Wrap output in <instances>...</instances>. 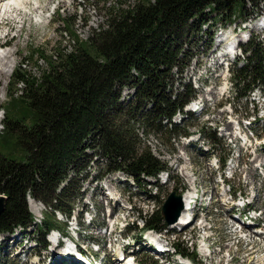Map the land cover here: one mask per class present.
<instances>
[{
    "label": "trees",
    "instance_id": "trees-1",
    "mask_svg": "<svg viewBox=\"0 0 264 264\" xmlns=\"http://www.w3.org/2000/svg\"><path fill=\"white\" fill-rule=\"evenodd\" d=\"M244 1L145 0L125 9L119 4L105 29L79 42L76 49L59 52V62L50 64L37 81L22 65L15 69L11 81L23 88L17 101L8 95L13 117L4 111L0 148L14 143L26 153L25 161L17 163L0 151V195L5 197L0 233L31 224L27 196L48 209L39 228L56 227V213L70 215L80 196L78 179H86L84 171L92 157H104L107 173L121 172L136 184L167 170L166 162L149 150L139 151L137 131L158 134L167 121L168 141L187 133L184 125H173L171 119L195 91L188 83L176 98L171 94L191 59L183 51L191 29L188 23L196 19L206 24V9L214 14L242 12ZM212 20L210 27L216 23ZM59 22L65 27L73 24L62 18ZM255 42L241 46L249 54L246 65L232 71L235 89L242 95L264 84V50ZM124 88L133 90L132 100H121ZM22 104L26 109L20 114ZM143 220L154 229L164 225L160 210Z\"/></svg>",
    "mask_w": 264,
    "mask_h": 264
},
{
    "label": "rangeland",
    "instance_id": "rangeland-1",
    "mask_svg": "<svg viewBox=\"0 0 264 264\" xmlns=\"http://www.w3.org/2000/svg\"><path fill=\"white\" fill-rule=\"evenodd\" d=\"M38 1L40 3V0ZM144 1L145 0H46L41 2L43 5L41 6L43 10L42 13L45 9L42 16H40L41 13L36 14L32 12L31 8L34 6V3L29 5L27 9L22 10L24 14L18 15L20 22H16L18 18L12 15L7 14L3 16L5 17V20H3L5 22H3V25H0V40H4L3 36L9 30V37L7 39L11 37L12 40H10L4 52L1 53L2 55L8 51L11 53V56L7 61H3V63H5L3 66L6 67L9 72L2 74L0 78V136L5 130L4 119L6 116L4 111H7L9 113L8 115L13 117L12 109L7 106L8 95H11V98L17 101L20 97L21 89L23 88V85L18 83L15 84L11 81L12 73L15 69H20L19 66L25 61H28L25 68L26 72L37 81L42 73L49 69L50 64L59 62L57 61L59 52L74 50L79 46V42L89 41L94 33L105 29L112 16L110 12H112L113 9L116 10V7H120L119 4H122L123 9H125L127 6L133 7L136 2L143 3ZM56 5H58L56 11H60L61 13H52ZM242 8V12L239 13L220 11L215 14L206 9L205 19L207 21L204 20L207 22L206 24H202L201 21H197L196 19L188 23V27L191 29L187 33L188 43L185 44L186 46H184L183 51H188L192 59H190L188 68H186L184 72L182 71L183 74H179V76L182 75L180 79L182 84H179V80L173 83L172 93L175 92V89L178 90L176 94L181 92L182 85H187L189 81L192 83L193 88L194 86L200 87L201 85V88L197 91V97L207 103L205 108L207 114L200 116L196 114H192V116L187 115V126L184 124L190 133L199 132L201 134L200 141L196 144L193 141L188 142L172 138L168 141L169 137L164 133V130L169 125H164L163 129L158 132V134L149 133L145 135L142 133V128H139L137 131V135L140 139L139 151L149 150L156 158L162 162H166L172 177L176 176L178 180H170L157 190L152 182L148 181L146 185L141 182L140 185L144 186V188L141 189L132 186V182H127V184L124 183L121 180V174L106 173L105 158L96 159L92 157L89 166L84 171V173L87 172L86 179L81 180L80 178H82V176L78 179L79 185L82 187L80 190L81 196H79L81 201H75L69 219L71 223L72 218L76 214L81 216L82 228L78 238L81 239L83 243H90L93 240L101 243H106V241L110 242L111 238H109L106 233L102 234V229L98 230L97 228L98 226H106L109 213V197L112 196L113 199L118 197V194L122 195V198L127 201L129 198L131 202L133 215L129 218L127 224L128 235L133 239H139L141 234L140 225L137 226L133 222L134 219H140L136 211L140 209L142 215L147 216L159 211L167 195L174 191V187L179 189L176 193L184 188L179 184H183L187 190L191 187L192 180L190 174L192 172L198 183L204 182V186L201 185L202 191H206L207 195L211 194L214 198L215 207L213 208V214L209 217L210 225L213 227L212 229H214V231L208 234L212 238H209L207 242L215 243L219 246H214L212 251H219L221 247L224 246L222 255L225 253L227 255L229 254L228 262L231 258V260L233 259L232 264H255L252 262L251 258H255L258 251V243L260 242L258 239L252 242V245L255 246L252 251L249 247H244L245 243L243 241H241L239 245L226 247V245L231 244L233 241L235 243L236 240L233 236H230L231 232L225 229V224L223 223V221L227 222V218L223 215L224 209L220 201L225 202L226 195L222 194L220 200L219 177L216 173L217 170L213 166L215 160L218 161L219 158L222 159L225 155L224 153H229L231 151L232 161L229 160L228 157L225 163V168H227L225 170L226 173H229L228 168L235 165L237 160L241 162V165L237 168V172L234 173L232 180L228 182L229 188H231V190H238L243 187V191L248 193V189L243 182L247 179L257 181V176L260 178V172L256 171L254 165L258 163L259 160L260 162L264 161V140H261L262 136L264 137V98H257L261 88L254 89L252 95L247 100L236 99L235 94L231 91V85L229 83L227 89H225V86L223 87L225 81H230L229 71L225 72L224 66L228 65V68L231 69L234 66L238 67L242 65L243 56L236 55L234 61H230L227 55L220 56L222 54H218L220 49L226 48L231 41L230 45H232V43L238 39L237 37L240 38V35H252L251 38L256 41H261L264 48V26L262 27L264 19V0H245ZM5 12L6 10L4 14L8 13ZM10 14L15 13L11 12ZM116 15H118V12ZM61 18L67 19L68 21L72 20L73 24L65 27L59 22ZM212 18L216 20V23L213 27H210L208 21L210 19L213 21ZM22 22L23 24H21ZM225 34H227L228 38L226 36L224 42L222 43L221 41L220 43V38ZM240 44L243 43L241 42ZM225 50H223V52ZM173 72V78H177L178 75H176L175 69ZM120 96L121 100L124 101L133 99L129 88L124 89ZM252 98L256 99L257 102L251 103L250 101ZM228 104H230V109ZM147 108H150V105L147 106ZM25 109L26 108L22 104L19 113L23 114ZM198 110L199 108L197 111ZM230 110H233L234 113L232 117L229 118L228 112ZM245 113L249 115V118L243 125L247 127V124L250 123L251 134H254L260 139L255 142L256 146H254V149L256 150L254 154H252L253 150H250L248 153L247 160L250 159L248 165L244 162L243 158L245 151L242 149L249 148L246 146L245 141H238L234 135L236 134L239 135L240 138H244L242 128L240 127L239 132L237 131L235 119L242 118ZM25 122L26 125H29L27 119ZM202 142L205 145H202ZM259 144L261 147L258 146ZM0 151L5 154L7 158L17 163L25 161V149L19 144L10 143L6 148H0ZM85 153L87 155L91 154L90 150H85ZM254 162L255 164L253 165L252 163ZM260 165H262V163H260ZM185 167H189V169H187L188 171L184 170ZM244 171H246V173H244ZM248 171H250L251 174L248 173ZM97 178H101L98 183ZM263 184L264 179H261L258 187L259 192L264 191ZM247 186L254 187L252 182L247 183ZM30 203V200H28V209L35 216V220L39 222V220L42 219V214L45 213L44 205H42V207L38 205L39 211H36ZM254 203L257 206H263L264 195L259 196L258 199H254ZM115 205L116 209L113 220L121 222L127 217V206L125 203L118 200L117 204L113 205L110 203V208ZM220 212H222L221 218L219 217ZM86 213L93 216V227L87 225V220L85 218ZM58 218L60 220L61 216H58ZM59 226L60 228L63 227L61 221ZM70 228H72V226H70ZM21 232L22 230L19 229L13 231V234H15L18 239L25 235L23 238L24 242L19 245L13 246L14 241L11 235L9 237L11 239L7 243H2L4 241L0 237V264H36L37 260L34 258L35 254L31 253V256L29 254L23 256L21 254L18 255V253L24 247L30 245V242L26 243V241L30 239H35L37 241L41 238L42 231L38 230L36 225H33L30 226L29 229H26L24 234H21ZM66 232L70 233L68 229H66ZM98 234L99 236H97ZM192 234L195 236V231L190 235ZM203 235L204 234H201L200 236ZM97 238L99 240H97ZM253 238L256 237H250L248 242L250 243ZM169 239V244L184 245L182 241L183 238L172 235L169 236ZM37 246L39 247L36 249L38 258L44 259L40 264H53L54 259L52 258L50 248L46 247L42 249L40 245L37 244ZM237 250L238 252H235ZM231 252H233V254ZM57 255L58 257L56 259L62 257V254ZM98 255L100 256V253ZM102 256L103 254L101 253V257ZM24 257L26 262L23 261ZM135 257L137 259L146 258L144 255H137ZM261 257L264 258V254L258 257L257 264H262L259 260ZM217 259L218 254L213 257L214 263L217 262ZM225 260H227V257ZM220 263L223 264V261H220ZM203 264H206L204 259Z\"/></svg>",
    "mask_w": 264,
    "mask_h": 264
},
{
    "label": "bare ground",
    "instance_id": "bare-ground-1",
    "mask_svg": "<svg viewBox=\"0 0 264 264\" xmlns=\"http://www.w3.org/2000/svg\"><path fill=\"white\" fill-rule=\"evenodd\" d=\"M48 1H50V0H48ZM37 3H39V1L37 2ZM32 3H31V0H6V6L4 7V11L6 10V12H12V13H15L16 14V16H18V15H20V13L19 12H22V10H24V9H27L28 8V6L29 5H31ZM36 4V3H35ZM7 5H8V7H7ZM12 7V8H11ZM32 12L33 13H36V14H39V13H42V7H41V5H34V6H32ZM5 12V13H6ZM227 38H228V36H227ZM238 39H236L234 42H236V43H238V42H240L241 41V36H240V38L239 37H237ZM224 40V39H223ZM222 41V40H221ZM233 42V43H234ZM232 43V44H233ZM236 50V47L235 46H233L232 47V50L230 49V50H225L223 53H222V55L221 56H226V55H228V54H231L232 53V51H235ZM10 56H11V53L10 52H5L4 54H2V55H0V62H1V66H0V78H1V75L2 74H5L6 72H9V70L8 69H6V67H4L3 65L5 64V63H3V61H7L8 60V58H10ZM241 144H243V143H241ZM256 156V155H255ZM256 158V157H255ZM257 159V158H256ZM257 162V161H256ZM259 162H260V160H259ZM253 165L255 164V162L254 163H252ZM187 169H189V167H185V169L184 170H186V171H188ZM264 170V169H263ZM252 171V170H251ZM248 173H250V171H248ZM251 174V173H250ZM182 199H181V203L183 204V207H184V209H183V211L182 212H184V211H186V202H187V199H188V197H189V195L188 194H183L182 196ZM113 199H115V198H113ZM225 199H226V196H225ZM225 201V200H224ZM31 205H32V203H31ZM33 206V205H32ZM113 221L110 219V221H109V225L112 223ZM114 232H115V230H114ZM106 235L109 237V238H111V235H109L108 233H106ZM229 246H231V244L230 245H226V247H229ZM225 247V248H226ZM228 252V251H227ZM229 255V254H228ZM228 255L225 253V254H223L222 255V259L224 258H226L227 257V260H226V262L225 263H223V264H229V262H228ZM261 262H262V264H264V258L263 257H261L260 259H259Z\"/></svg>",
    "mask_w": 264,
    "mask_h": 264
},
{
    "label": "water",
    "instance_id": "water-1",
    "mask_svg": "<svg viewBox=\"0 0 264 264\" xmlns=\"http://www.w3.org/2000/svg\"><path fill=\"white\" fill-rule=\"evenodd\" d=\"M5 197L0 195V214L3 210ZM182 210V204L180 197L174 192L168 195L167 199L162 205L161 215L165 219L166 223L171 224L176 221Z\"/></svg>",
    "mask_w": 264,
    "mask_h": 264
}]
</instances>
